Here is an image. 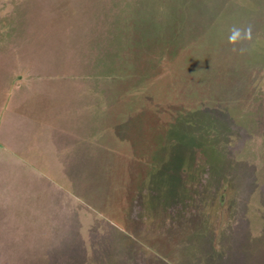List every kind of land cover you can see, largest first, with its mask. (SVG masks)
<instances>
[{
    "label": "rangeland",
    "instance_id": "1",
    "mask_svg": "<svg viewBox=\"0 0 264 264\" xmlns=\"http://www.w3.org/2000/svg\"><path fill=\"white\" fill-rule=\"evenodd\" d=\"M4 54L90 141L0 170V264H264V0H0Z\"/></svg>",
    "mask_w": 264,
    "mask_h": 264
},
{
    "label": "crops",
    "instance_id": "2",
    "mask_svg": "<svg viewBox=\"0 0 264 264\" xmlns=\"http://www.w3.org/2000/svg\"><path fill=\"white\" fill-rule=\"evenodd\" d=\"M4 55V60H2L3 56L0 58V95H4L3 108L2 111L0 110V143L3 145L0 146V158L3 163L2 168L0 165V170L13 174H31L34 179L39 178L38 175L43 173V167L38 168L33 159L46 155L50 158L48 171L51 174L57 173L54 165L56 159L59 162L57 169L60 170L61 157L67 159L66 172H70L71 152L76 148L77 143H83L84 146L90 141L86 138L88 132L86 125L77 121L75 109L70 108L75 105L74 101L70 102L67 97L68 101L61 107L53 97L59 93L58 89L39 86L34 80L30 85L29 82L25 83L22 80V76L19 77L17 84H13L15 76L22 72L17 70L21 67V63L13 69L14 65L9 61L10 56L6 59V54ZM44 98L49 103H45ZM194 225L191 226L197 235L205 234L204 241L210 239L211 236ZM207 243L209 247H214V240Z\"/></svg>",
    "mask_w": 264,
    "mask_h": 264
},
{
    "label": "clouds",
    "instance_id": "3",
    "mask_svg": "<svg viewBox=\"0 0 264 264\" xmlns=\"http://www.w3.org/2000/svg\"><path fill=\"white\" fill-rule=\"evenodd\" d=\"M251 36L252 33L250 28L242 29L236 26H232L230 29V34L228 36V41L229 43L236 45L241 40H250Z\"/></svg>",
    "mask_w": 264,
    "mask_h": 264
},
{
    "label": "trees",
    "instance_id": "4",
    "mask_svg": "<svg viewBox=\"0 0 264 264\" xmlns=\"http://www.w3.org/2000/svg\"><path fill=\"white\" fill-rule=\"evenodd\" d=\"M227 227H228V226H226V228H227ZM226 228H225V227L222 228L221 231L219 232V233H220L219 238H220L221 242L225 241L224 233H225V229H226ZM208 229L210 230V228H208ZM240 231H241V230H240ZM240 231H239V232H240ZM213 232L216 233L217 231H214V230H213ZM229 236H230V235H229ZM230 237H231V236H230ZM229 240H230V239H229ZM222 244H223V243H222ZM228 246H230V247H231V246H234V249H235V245L232 243V241H230V244H229ZM232 262L235 263V260H233ZM232 262H230V264H231Z\"/></svg>",
    "mask_w": 264,
    "mask_h": 264
}]
</instances>
